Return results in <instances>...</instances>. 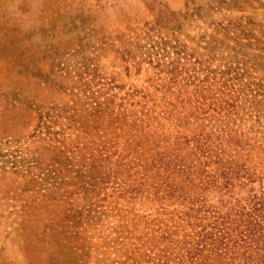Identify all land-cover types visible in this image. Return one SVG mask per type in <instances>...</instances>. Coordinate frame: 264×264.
Wrapping results in <instances>:
<instances>
[{
	"label": "rangeland",
	"instance_id": "1",
	"mask_svg": "<svg viewBox=\"0 0 264 264\" xmlns=\"http://www.w3.org/2000/svg\"><path fill=\"white\" fill-rule=\"evenodd\" d=\"M229 19L264 38V0H0V264H112L128 253L124 201L100 142L106 122L90 121L89 100L159 97L148 80L161 74L148 56L177 59L170 91L187 76L216 87L225 57L259 53L223 38ZM147 30L160 38L140 40ZM136 42L142 61L126 71L113 48ZM61 144L94 154L92 168L76 171L79 153Z\"/></svg>",
	"mask_w": 264,
	"mask_h": 264
},
{
	"label": "trees",
	"instance_id": "2",
	"mask_svg": "<svg viewBox=\"0 0 264 264\" xmlns=\"http://www.w3.org/2000/svg\"><path fill=\"white\" fill-rule=\"evenodd\" d=\"M220 28L234 46L253 44L259 53L225 57L216 87L187 76L170 91L178 82L177 59L148 56L161 74L148 80L159 97L140 92L117 103L114 94L89 100L90 121L106 122L100 142L124 201L117 209L129 250L112 264H264V72L248 62L253 57L264 68V38L235 19ZM155 37L157 31L147 30L140 40L150 44ZM141 44L113 48L124 70L139 69L142 59L134 58ZM60 147L79 153L72 157L80 162L76 171L92 168L94 154L84 156L82 146ZM57 171L63 178L68 169Z\"/></svg>",
	"mask_w": 264,
	"mask_h": 264
}]
</instances>
